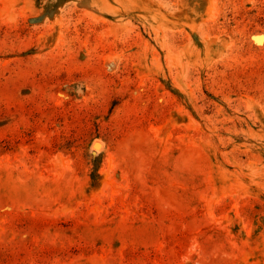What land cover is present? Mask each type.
<instances>
[{"label": "rangeland", "instance_id": "obj_1", "mask_svg": "<svg viewBox=\"0 0 264 264\" xmlns=\"http://www.w3.org/2000/svg\"><path fill=\"white\" fill-rule=\"evenodd\" d=\"M0 264H264V0H0Z\"/></svg>", "mask_w": 264, "mask_h": 264}, {"label": "water", "instance_id": "obj_2", "mask_svg": "<svg viewBox=\"0 0 264 264\" xmlns=\"http://www.w3.org/2000/svg\"><path fill=\"white\" fill-rule=\"evenodd\" d=\"M95 147L98 148V147H99V143H96V144H95Z\"/></svg>", "mask_w": 264, "mask_h": 264}, {"label": "bare ground", "instance_id": "obj_3", "mask_svg": "<svg viewBox=\"0 0 264 264\" xmlns=\"http://www.w3.org/2000/svg\"><path fill=\"white\" fill-rule=\"evenodd\" d=\"M99 146H100V144H99ZM99 148V147H98Z\"/></svg>", "mask_w": 264, "mask_h": 264}]
</instances>
